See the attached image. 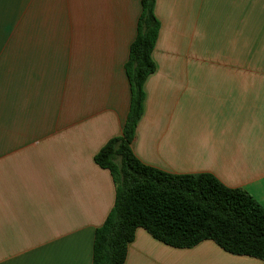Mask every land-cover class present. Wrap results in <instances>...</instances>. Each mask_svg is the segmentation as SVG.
Masks as SVG:
<instances>
[{"label": "crops", "instance_id": "0c3cea01", "mask_svg": "<svg viewBox=\"0 0 264 264\" xmlns=\"http://www.w3.org/2000/svg\"><path fill=\"white\" fill-rule=\"evenodd\" d=\"M140 0H0V264H91L115 188L94 156L122 133ZM160 28L131 145L264 209V0H155ZM124 264H264L138 228Z\"/></svg>", "mask_w": 264, "mask_h": 264}, {"label": "trees", "instance_id": "16d2710c", "mask_svg": "<svg viewBox=\"0 0 264 264\" xmlns=\"http://www.w3.org/2000/svg\"><path fill=\"white\" fill-rule=\"evenodd\" d=\"M155 0H140L141 11L124 71L130 105L120 136L94 156L112 178L114 205L95 230L91 264H124L136 229L176 249L212 241L224 252L264 262V209L245 191L230 189L210 174H169L142 164L131 145L143 112L144 82L155 70L152 52L159 22Z\"/></svg>", "mask_w": 264, "mask_h": 264}]
</instances>
